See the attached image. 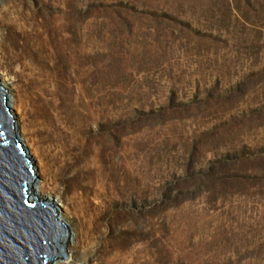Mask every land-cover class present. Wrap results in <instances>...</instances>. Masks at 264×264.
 I'll return each instance as SVG.
<instances>
[{
  "label": "rangeland",
  "instance_id": "rangeland-1",
  "mask_svg": "<svg viewBox=\"0 0 264 264\" xmlns=\"http://www.w3.org/2000/svg\"><path fill=\"white\" fill-rule=\"evenodd\" d=\"M7 2L0 82L71 264H264V0H24L45 20L25 71ZM59 140L94 149L106 219Z\"/></svg>",
  "mask_w": 264,
  "mask_h": 264
},
{
  "label": "water",
  "instance_id": "water-1",
  "mask_svg": "<svg viewBox=\"0 0 264 264\" xmlns=\"http://www.w3.org/2000/svg\"><path fill=\"white\" fill-rule=\"evenodd\" d=\"M28 152L8 89L0 82V264H51L69 258L70 230L55 202L36 193L37 168Z\"/></svg>",
  "mask_w": 264,
  "mask_h": 264
},
{
  "label": "bare ground",
  "instance_id": "bare-ground-1",
  "mask_svg": "<svg viewBox=\"0 0 264 264\" xmlns=\"http://www.w3.org/2000/svg\"><path fill=\"white\" fill-rule=\"evenodd\" d=\"M24 0H9L5 4L6 12H7V20L9 25V34L7 37V45L3 49L4 50V58L7 60V64L10 67L19 66L23 71L26 69H30L32 67V63L29 62V60H32L33 58V52L32 48H30V43L33 38V43H36L38 39L41 37L45 39V20H39L38 16L41 14L40 11H32L27 12L26 9L22 6V2ZM40 3V1H39ZM40 5L43 7L41 12L43 11L45 14V3H40ZM38 12V13H37ZM8 27V26H7ZM42 39V40H43ZM39 62V61H38ZM34 99H41L39 97H36ZM8 100H9V106L10 109H15V103L13 99L9 96L8 92ZM89 133V132H88ZM59 146L62 149V153L65 155H70V161L66 162L63 168L66 167L73 168L75 173L73 174V181L75 186L77 187V195L80 200H83L85 204L86 211H94L95 214H83V217L88 218V221L90 224L93 225V223L97 222V220L101 219L104 220L106 217L109 216V214H103L105 212H98V208L96 206H93L92 203L89 204V196L93 195L95 192V177L98 176L99 173L96 167H93L91 165V156L94 155L95 151L94 149L91 150V148L87 149H80V146L74 145L70 146L65 141H63L64 144L58 141ZM30 155L31 152H28ZM69 170V169H68ZM38 174V173H37ZM58 171L55 174V177H58ZM86 181H89L86 183ZM37 186L40 188H43L44 184L41 180L35 182ZM35 191L37 193V189L35 186ZM79 191V192H78ZM39 195V193H37ZM29 195L30 200H34L33 196L31 194ZM62 206V205H61ZM99 213V214H98ZM66 214H59L60 219L65 223V217ZM108 222V221H107ZM69 224V223H68ZM76 236L73 234L71 235L70 240H68L67 243V250L68 253L70 252V246L73 244L72 240ZM79 241V239H78ZM73 259V255H70L69 260H65V263L71 264V261ZM64 260L56 259L51 264H63Z\"/></svg>",
  "mask_w": 264,
  "mask_h": 264
}]
</instances>
